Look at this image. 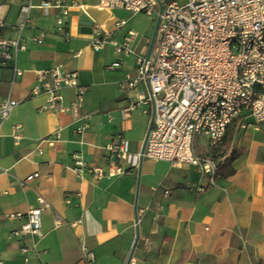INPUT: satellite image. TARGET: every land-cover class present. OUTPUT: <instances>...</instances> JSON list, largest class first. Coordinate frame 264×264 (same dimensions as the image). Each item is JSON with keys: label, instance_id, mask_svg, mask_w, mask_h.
I'll list each match as a JSON object with an SVG mask.
<instances>
[{"label": "crops", "instance_id": "1", "mask_svg": "<svg viewBox=\"0 0 264 264\" xmlns=\"http://www.w3.org/2000/svg\"><path fill=\"white\" fill-rule=\"evenodd\" d=\"M42 1L0 0V23L5 24L0 36L20 37L25 46L15 64L22 75H16L13 68H0V109L6 100L19 102L3 121L0 133V194L8 193L0 195V262L126 264L136 238L137 200L139 240L131 264H264V123L257 129H235L231 145L236 154L235 174L215 179L213 185L197 166L168 163L171 168L165 174L150 166L143 171L154 160H144L134 174L78 180L72 171L74 154L82 155L90 166H105L100 147L122 134L137 153L150 124L147 108L128 110L129 100L120 87L128 76L136 75L135 57L122 58L112 45L95 51L93 20L113 31L118 42L129 31L136 32L133 48L145 54L154 19L140 14L147 20L140 19L139 26L136 18L131 21L117 15L126 11H99L100 0H70L75 6L66 17L67 40L56 32L57 13L46 15L37 8ZM23 6L32 7L29 19ZM121 20L127 24L116 30ZM42 34L44 43H36ZM119 59L122 67L110 69ZM55 67L77 72L80 83L89 88L80 114L91 116V128L81 137L74 133L72 114L42 112L46 96L29 93L36 72ZM73 95L71 90L65 92L67 104ZM17 125L22 126L20 142L13 138ZM59 127L63 128L61 142L54 148L43 145L39 154L38 142ZM36 172L39 179L21 186ZM37 188L52 204L51 212L43 214L42 238L22 241L11 237L20 223L8 214L35 207ZM77 193L80 197H75ZM67 195L73 196L71 204L66 203ZM56 219L63 223L59 228ZM24 245L30 247L26 253L22 252ZM83 246L95 254L94 263L83 259Z\"/></svg>", "mask_w": 264, "mask_h": 264}, {"label": "built area", "instance_id": "2", "mask_svg": "<svg viewBox=\"0 0 264 264\" xmlns=\"http://www.w3.org/2000/svg\"><path fill=\"white\" fill-rule=\"evenodd\" d=\"M100 0L99 11H126L133 16L144 14L154 19L157 27L156 43L151 51L137 54L133 48L137 33L129 31L122 42L113 38V31L93 20L95 51L112 45L115 51L128 58L135 57L134 77L128 76L120 87L129 100L128 110L147 108L153 125L144 151L132 152L130 142L115 135L100 147L105 166H90L80 154H74L72 168L78 180L91 176L93 180L112 179L137 173L144 160L163 161L177 166H197L215 184V175L223 158H214L196 147L214 149L227 132L257 129L264 123V0ZM75 3L70 0H43L38 9L48 15L55 11L56 32L70 39L66 17ZM31 6L22 10L29 19ZM127 21L116 23L115 29L126 26ZM5 27L0 23V28ZM24 27V26H22ZM45 34L35 42L44 43ZM20 37L0 36V68H13L16 75L22 71L15 67L20 51L24 50ZM122 59L109 66L122 67ZM73 91L67 104L65 92ZM89 88L80 83L77 72H65L55 67L36 72L31 96L45 95L42 112L72 114L75 135L81 137L91 128V116L81 115ZM19 102L6 100L0 109V133L3 121L18 107ZM111 120L112 118L109 117ZM15 142L22 140V126L14 128ZM59 127L42 138L36 151L43 153V145L54 148L62 140ZM40 178L39 172L27 176L21 186L27 187ZM37 205L27 212L8 214L20 226L10 236L25 240L42 238L43 214L51 212L52 204L37 188ZM7 192L0 195H7ZM165 194H169L168 191ZM77 193L75 197H80ZM72 195L66 196L71 204ZM59 219L55 227L62 226ZM30 247L24 245L22 252ZM83 259L94 263L96 256L82 247ZM3 264V262H0Z\"/></svg>", "mask_w": 264, "mask_h": 264}, {"label": "rangeland", "instance_id": "3", "mask_svg": "<svg viewBox=\"0 0 264 264\" xmlns=\"http://www.w3.org/2000/svg\"><path fill=\"white\" fill-rule=\"evenodd\" d=\"M184 3H186L185 0L180 1V4H184ZM117 15L119 17L130 18L131 21L136 18L134 22H135V24H137L139 26H141L139 24V22H138L140 19H143V21L144 20L145 21L147 20L145 17H142L143 15H138V16H141L142 18L141 17H138L137 18L136 16L135 17L131 16V14H129L127 12L126 13L125 12H123V13H117ZM155 26H156V22L153 21V24H152V36L150 38L149 45H148L149 49H150V44H151L152 37H153V34H154ZM155 43H156V39H155L153 45H155ZM230 131H232V128L230 129ZM195 149H196V153L197 154H200V155L205 150V149L200 148V147H196ZM209 155H211V156H213L215 158H221V157L227 158V155H224L223 142L216 147V149H215L214 152H213V150L210 151ZM149 166H150V168L152 170L156 171L158 174H165L171 168V166L168 163H165V162H162V161H160V162L159 161H154V162H151L150 165H149V163L145 164L144 165V168H143V171H146V169H149ZM172 166H174V165H172Z\"/></svg>", "mask_w": 264, "mask_h": 264}, {"label": "trees", "instance_id": "4", "mask_svg": "<svg viewBox=\"0 0 264 264\" xmlns=\"http://www.w3.org/2000/svg\"><path fill=\"white\" fill-rule=\"evenodd\" d=\"M235 129L236 128L234 126L232 128V131L229 130L222 141L224 146V155H227L228 153H230V155L225 158L223 163L219 164L215 175L216 179H227L235 174V170L232 168V164L236 159V154L234 151H231ZM215 149L216 148L212 149L213 152L215 151Z\"/></svg>", "mask_w": 264, "mask_h": 264}, {"label": "water", "instance_id": "5", "mask_svg": "<svg viewBox=\"0 0 264 264\" xmlns=\"http://www.w3.org/2000/svg\"><path fill=\"white\" fill-rule=\"evenodd\" d=\"M157 27H158V23L156 24L155 29H154V34H153L152 41H151V44H150V51H151V49L153 47V44H154V41L156 39ZM153 120H154V114L152 116V119H151L149 127H148V131H147L144 143H143L142 151H144V149H145V146H146V143H147V139H148L149 133H150L152 125H153ZM140 178H141V171L139 172V175H138L137 196H138V191H139ZM135 221H136V229H137L136 238H135V242H134L131 254H130L126 264H131L132 256H133L134 250L136 249V246H137V243H138V240H139V218H138V212H137V200H136V203H135Z\"/></svg>", "mask_w": 264, "mask_h": 264}]
</instances>
